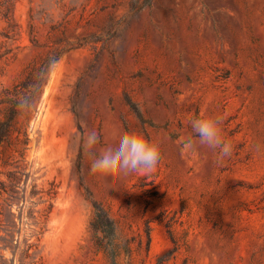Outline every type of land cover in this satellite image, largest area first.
I'll return each instance as SVG.
<instances>
[{
    "label": "rangeland",
    "instance_id": "obj_1",
    "mask_svg": "<svg viewBox=\"0 0 264 264\" xmlns=\"http://www.w3.org/2000/svg\"><path fill=\"white\" fill-rule=\"evenodd\" d=\"M41 62L27 143H3L0 264H264V0H0V89ZM206 115L229 157L186 146ZM132 130L156 169L90 174L88 133Z\"/></svg>",
    "mask_w": 264,
    "mask_h": 264
},
{
    "label": "clouds",
    "instance_id": "obj_2",
    "mask_svg": "<svg viewBox=\"0 0 264 264\" xmlns=\"http://www.w3.org/2000/svg\"><path fill=\"white\" fill-rule=\"evenodd\" d=\"M223 119L215 115L194 117L190 121L193 136L186 140V146H193L195 140L202 146L217 151L218 159L229 157L233 146L223 135ZM100 138L95 131H90L83 139V149L91 158L89 172L100 179H116L129 174H151L161 159V144L156 139L147 138L142 132L132 130L119 136L115 145H110L99 152L97 145ZM259 149V146L257 147ZM111 187V185H109Z\"/></svg>",
    "mask_w": 264,
    "mask_h": 264
},
{
    "label": "trees",
    "instance_id": "obj_3",
    "mask_svg": "<svg viewBox=\"0 0 264 264\" xmlns=\"http://www.w3.org/2000/svg\"><path fill=\"white\" fill-rule=\"evenodd\" d=\"M48 59V58H47ZM56 58L46 60V64L55 61ZM45 61V60H44ZM43 62L39 66H35L38 73L35 74V67L27 69L25 77L15 82L10 87H3L0 89V103H4L2 117L0 118V160L3 154V143L11 137L12 131L17 130V139L22 144L27 143L26 131L20 127H15L18 113L21 109L31 105L39 91L43 82L45 69H43ZM22 135V136H21ZM20 151L22 148L19 149ZM4 188V186H2ZM99 224V220H97Z\"/></svg>",
    "mask_w": 264,
    "mask_h": 264
}]
</instances>
